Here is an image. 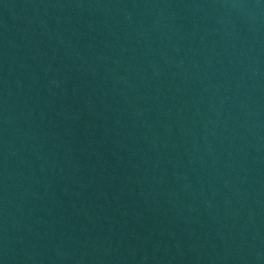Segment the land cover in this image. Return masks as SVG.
Instances as JSON below:
<instances>
[{
	"label": "water",
	"instance_id": "water-1",
	"mask_svg": "<svg viewBox=\"0 0 264 264\" xmlns=\"http://www.w3.org/2000/svg\"><path fill=\"white\" fill-rule=\"evenodd\" d=\"M0 264H264V0H0Z\"/></svg>",
	"mask_w": 264,
	"mask_h": 264
}]
</instances>
